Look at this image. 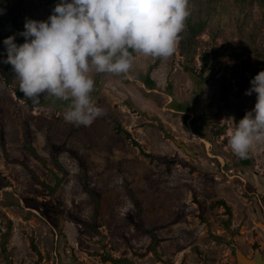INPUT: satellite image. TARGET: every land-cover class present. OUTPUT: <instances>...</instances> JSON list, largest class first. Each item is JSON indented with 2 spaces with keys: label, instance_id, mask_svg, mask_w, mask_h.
<instances>
[{
  "label": "rangeland",
  "instance_id": "obj_1",
  "mask_svg": "<svg viewBox=\"0 0 264 264\" xmlns=\"http://www.w3.org/2000/svg\"><path fill=\"white\" fill-rule=\"evenodd\" d=\"M1 1L5 9L19 4L23 29L27 19H47L59 3ZM259 2L190 0L186 24L206 26L189 54L179 43L157 64L134 53L127 74L93 70L92 97L105 114L90 126L66 122L68 105L32 106L20 97L16 73L6 72L2 58L0 264H238L236 248L249 257L259 251L264 263V144H254L242 166L227 136L254 108L256 94L245 92L264 70V60L243 49L249 38L264 52ZM205 52L204 76L211 79L198 85L185 67L201 72ZM232 53L247 60V81ZM148 72L154 91L141 80ZM219 200L232 216L213 205Z\"/></svg>",
  "mask_w": 264,
  "mask_h": 264
},
{
  "label": "clouds",
  "instance_id": "obj_2",
  "mask_svg": "<svg viewBox=\"0 0 264 264\" xmlns=\"http://www.w3.org/2000/svg\"><path fill=\"white\" fill-rule=\"evenodd\" d=\"M190 0H59L45 20L27 19L20 33L3 41L19 91L34 105L41 96L70 101L66 122L90 126L104 110L92 97L96 73L127 74L136 54L167 59L180 43ZM3 9H0V13ZM245 94H256L254 108L235 123L228 145L247 158L254 144H264V70Z\"/></svg>",
  "mask_w": 264,
  "mask_h": 264
},
{
  "label": "trees",
  "instance_id": "obj_3",
  "mask_svg": "<svg viewBox=\"0 0 264 264\" xmlns=\"http://www.w3.org/2000/svg\"><path fill=\"white\" fill-rule=\"evenodd\" d=\"M258 5L261 7L262 12L264 14L263 2H259ZM19 7H20L19 4H15L14 6L8 7L7 9H5V6L3 5L2 1L0 0V9H3V12L0 13V44H1V47H0V72H3L2 68H1V60H2V58L5 59V57H6V50H5V45L3 44V41L6 37L13 35V32H12L13 26L15 27V34H16L17 43H23L24 42V37L20 35V33L24 29L21 27V24L18 22L17 10ZM205 26H206V21H191L190 19H188L186 27H185L184 31L181 33L180 47H181V53L182 54H189V51L191 50V47H193V44H194V41L196 39L197 34L200 31H202ZM246 41H247L246 47L243 48L244 51H251L254 54V56L258 57L261 60H264V52L259 51L255 47L254 41L251 42L249 40V38H246ZM232 55L234 57L241 59V56L239 54L232 53ZM159 60H160V58L157 59L155 64H157L159 62ZM201 61H202V64H201L202 70L199 73L197 71L191 69L190 67L189 68L185 67V69L191 73L193 80H197L196 82L198 85H201L205 82H208L211 79L210 76H204V72L207 69V67L209 65V61H210L209 54L207 52H205L202 55ZM4 64L6 66V72H11L12 66L10 64H6V63H4ZM247 64H248L247 60L241 59V62H239V64H238L239 67H237V69H236V72H238V75L242 78L243 81H247V76L245 74L246 70H248ZM141 80L147 86L148 89L153 90V91L156 89V82L152 79L150 72H148L145 76H142ZM19 96L26 98L23 96L22 92L19 93ZM52 102L60 103L63 105H69V103H70V101L60 100V99H57L55 97H51L49 99L41 97L40 103L36 104V105H34L32 103V106H37V105L44 106V105H48L49 103H52ZM171 106H173L174 108H176L179 111H188L187 110L188 107L183 105V104H178L176 102H173V104ZM226 128H227L226 124H223L222 126H220V128H218L219 129L218 134H223L224 131H226ZM196 131L199 134H203L202 128H196ZM124 132H125V135L128 139H131L136 146H140V144L136 140L133 139L132 134L128 130H124ZM29 148L31 149V151L34 154L36 153L35 149L32 146H29ZM226 156L227 155L225 154V157ZM243 161L244 162H241L242 166L246 165V163L248 164L249 159L244 158ZM234 166H235V164L232 165L229 163L227 165V169H229V170L235 169ZM57 181H58L57 182V186H58L59 183L62 181V179L57 178ZM54 191H55V187L52 188V193H54ZM213 205L214 206H218V205L224 206L226 209V212L230 216H232L231 207L224 200L216 201V202H214ZM96 209L97 210L99 209V200L96 201ZM149 232L151 233V235L155 239H157L156 234L152 230H149Z\"/></svg>",
  "mask_w": 264,
  "mask_h": 264
},
{
  "label": "water",
  "instance_id": "obj_4",
  "mask_svg": "<svg viewBox=\"0 0 264 264\" xmlns=\"http://www.w3.org/2000/svg\"><path fill=\"white\" fill-rule=\"evenodd\" d=\"M178 144L183 147L186 152L195 156L194 151L189 149L185 143L178 142ZM235 252L238 264H264L260 259L259 251H257L258 257H249L239 248H236Z\"/></svg>",
  "mask_w": 264,
  "mask_h": 264
}]
</instances>
